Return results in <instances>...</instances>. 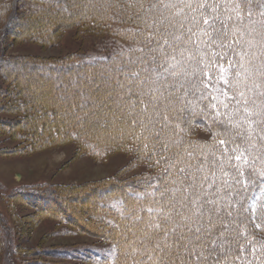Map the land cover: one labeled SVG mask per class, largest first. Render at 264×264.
Masks as SVG:
<instances>
[{"label": "rangeland", "instance_id": "1", "mask_svg": "<svg viewBox=\"0 0 264 264\" xmlns=\"http://www.w3.org/2000/svg\"><path fill=\"white\" fill-rule=\"evenodd\" d=\"M44 1L0 0V60L7 62L0 66V264H109L112 244L77 225L79 218L87 219L78 201L92 187L142 178L149 173L147 166L135 164L136 156L130 152L94 157L74 142L34 146L24 152L19 140L10 138L4 131L19 124L16 133L25 134L20 124L24 115L15 112L26 111L35 102L52 114L54 120L75 118L80 125L91 118L101 127L108 123L115 126L113 120L120 121L124 117L122 109L128 105L124 92L133 85L130 74L110 64L99 68L98 73L76 75L71 83L64 85L62 77L72 73L76 65L50 72L42 71L40 66L42 63L55 66L68 59L82 66L111 61L130 47L118 43L115 33L98 30L90 16L80 22L67 20L55 40L48 41V35L39 33L51 18L42 16L44 11L34 16L39 14ZM73 3L67 0L66 7L62 5L71 16L80 10ZM20 99L27 105L20 106ZM113 103L114 111L110 108ZM60 105L73 108V112L58 114ZM191 109L194 113L199 106L194 104ZM105 112L108 116L112 112L113 119ZM137 113V109L125 112L127 117ZM88 127V131L94 129L92 125ZM188 128L190 137L211 141L207 129L192 123ZM27 188L62 196L65 199L62 204L70 210L73 207L69 217L60 215L61 204H42L46 210L32 206V202L20 195ZM128 218L127 222L120 219L121 223L130 228L140 223L131 214ZM118 236H121L119 232Z\"/></svg>", "mask_w": 264, "mask_h": 264}, {"label": "snow or ice", "instance_id": "2", "mask_svg": "<svg viewBox=\"0 0 264 264\" xmlns=\"http://www.w3.org/2000/svg\"><path fill=\"white\" fill-rule=\"evenodd\" d=\"M158 3L166 14L161 11L160 17L147 24L151 33L146 42L155 40V47L149 51L159 53L160 59L151 58L156 64L152 76L142 79L139 72L131 74L138 90L128 88L126 103L130 112L139 108L146 116L150 107L156 112L162 100L177 92H180L177 99L190 91L199 92V99L206 101L201 111L220 127L213 138L222 137L219 143L226 147L218 157L212 151L215 157L212 161L205 156L195 172L189 163L195 158L190 152L187 159L177 157L175 163L163 152L154 153L159 157L157 164L164 159L178 173L190 176L191 183L166 189L172 193L166 198L167 203L157 202L158 207L148 209L156 216L150 218L147 227L163 234L151 249L156 255L150 254L148 258L152 264H230L231 249L226 248L230 242L225 237L231 225L237 223L236 217L247 218L245 213L251 209L252 222L257 218L264 221V205L257 217L255 206L245 204L246 199H251L247 196L250 189L255 192L259 188L264 193V0H158ZM153 10L159 11L156 3L148 12ZM164 126L157 129L151 117L129 122L134 141L141 137L158 138ZM256 140L261 142L259 148ZM147 147L145 144L144 148ZM162 147L167 150V144ZM206 164L211 165V179ZM216 170L222 174L219 185ZM180 183L184 185V177ZM205 183L214 192L208 193ZM176 192L180 193L179 198ZM220 192H227L223 208L218 206L219 198H211ZM176 216L180 217L178 222ZM205 216L207 224L202 223Z\"/></svg>", "mask_w": 264, "mask_h": 264}, {"label": "trees", "instance_id": "3", "mask_svg": "<svg viewBox=\"0 0 264 264\" xmlns=\"http://www.w3.org/2000/svg\"><path fill=\"white\" fill-rule=\"evenodd\" d=\"M72 1H74L73 4H77L80 7V10L74 16H71L68 12H64L62 8V5L66 7L67 0L44 1L43 7L38 11L39 14H34V16L41 15L42 13L40 14V11H44L42 16L45 14L51 19H48L43 24V30H37L38 32L41 31L39 34L43 32L48 35V41L52 39L54 41L60 29L63 28L62 24L64 22L74 19L80 22L83 21L85 17L90 16L95 21L98 30L115 33L117 35L115 40L130 48L114 58H111V61L109 60L101 63L93 62L88 63L86 66H82L79 63V65L72 64L71 62L73 59H68L55 66H48L42 63V66L38 65L42 71H57L61 68H72L76 65L72 73L67 74L66 77H62V80L64 78V85L71 83L72 77L76 75L92 74V72L98 73L99 68L107 67L110 64L118 66L117 68H120V70L130 75L133 72H139L142 79L153 75L152 70L156 68V64L152 63L151 58L156 56L157 60H159L160 54L149 51L150 48L155 47V40L149 44L146 42V37L151 33V29L147 27V24H151L154 18L160 17L161 11H164L166 14V10L163 9L162 4L158 3V0H139V2L138 0ZM154 3L157 4L159 11L153 10L152 12H148V9ZM91 4L95 7H90ZM141 48L144 49L143 52L139 50ZM6 64L7 62L0 60V66H5ZM24 66L27 68L28 64ZM33 66H35V64ZM117 79L119 80L120 77L117 76L116 80ZM130 81L132 82V79ZM80 84L82 85V82ZM129 86L135 87L134 85ZM90 90L91 89H88V91ZM127 92L128 89L124 92V96H128ZM199 95V92L190 91L187 95L177 99V97H180V92H177L175 96L166 100L168 103L163 104L165 101H161L156 112H153L150 107L146 116L141 114L140 109L137 108V115L135 114L131 115V117H127L125 112L130 110L128 108L129 106L126 105L122 109V113L124 112V119L122 118L118 122L113 120L115 126H111V124L108 123L103 127L99 126V123L91 118H88V122H85L86 124L80 125L77 124L75 118L66 119L60 117L54 120L51 118L52 114L50 115L49 112H45V108L40 109L35 102L36 104L28 105L26 111H20L18 109L15 112L16 114L24 115L22 117L24 120H22L20 124L25 134L20 135L16 133L15 130L19 131L20 129V125L17 122L18 125L16 128L13 125L12 127H8V130L4 132L10 138L19 140L24 152L32 149L34 146H52L58 143L65 144L74 142L78 145L80 144L84 151L93 154L94 157H100L106 154L112 155L120 151L134 154L136 156L135 164L142 163L146 165L149 173L142 176L140 179L131 180L130 182H113L104 186L90 188L84 194L83 199L78 201L80 207H84L82 211L87 219L79 218L77 225H80L85 231L107 240L112 244L113 256L110 258L109 264H134V261L139 262V264H152V261L149 260L148 257L150 254L153 256L156 255L152 253L151 249L163 234H157L155 230L147 227L150 218L156 216L155 212L150 213L148 209L158 207L157 202L160 204L167 203L166 198L170 197L172 193L170 191H165L166 189L174 190L191 183L190 176H186L184 173H178L176 167H172L170 164L165 163L164 159H161L160 163L157 164L156 161L159 157L154 153L163 152L164 156L169 161L175 163L177 157L187 159V153L190 152L195 157L189 161L192 165V171L195 172L196 167L204 162L205 156H207L208 161H212L215 157H213L211 152L216 151L218 157L226 147L219 143L222 137L213 138L214 132L219 131L220 127L213 124L211 118L201 111L206 101H200ZM8 100L9 99H7V101ZM15 104H17V102ZM194 104L199 106V110L195 109V112L192 113L191 108ZM25 105H27V102L21 101L20 99V106L24 107ZM57 108L58 114L66 111L73 112V108L68 106L60 105L57 106ZM110 108L112 111L115 110L114 103L110 105ZM105 113L107 114V112ZM108 117L113 119L112 112ZM147 117L152 118L157 129H160L163 125L166 126L163 127V131L158 138L149 136L147 139L141 137L134 141L129 128V122L133 119H147ZM164 117H167V120H165ZM190 123L207 129L212 135L211 141L206 142L198 140L193 136L190 137L188 128ZM90 125H92L94 129L88 131V128H90L88 126ZM177 125H179V127H177ZM63 131L66 132L62 133ZM139 132L140 129H137V135H139ZM237 141L239 142V137ZM255 143L257 148L261 146L259 140H256ZM145 144L148 145L146 149L144 148ZM164 144H167L166 151L162 147ZM253 151L255 152V149H253ZM233 163L236 162L233 161ZM256 163L258 167L261 166L259 160H257ZM205 170L208 171L211 179V165L206 164ZM229 171L231 170L229 169ZM197 175L199 176L201 173H197ZM216 176V184L219 185L221 183L220 177H222L219 170H216ZM181 177H184V185L180 183ZM224 179H228V177H224ZM27 189L29 190H21L20 195L32 202V206L43 209L42 206L45 204L47 205V203L61 204L62 208H58L60 215L69 217V211H71L73 207H71L70 210V207L63 205L62 203H64L65 199L62 196L53 194L51 191L44 192L33 190V188ZM205 189L208 193L214 192V189L209 188L207 183H205ZM161 193H163V195H161ZM176 196L179 198L180 193L176 192ZM247 196L251 199H246L245 204L254 205L256 216L259 217L262 214L261 206L264 205V193H262L259 188H257L255 192L250 189ZM257 197H259V199H257ZM211 198H219L218 206L223 208L226 204L227 192L217 193L211 196ZM233 200H235V197H233ZM66 202L68 203V200ZM177 207H179V205H177ZM206 207L211 206L206 205ZM183 211L188 212V209H184ZM233 212L235 216L236 208L233 209ZM128 214H131L132 219H137L138 217L140 223L131 228L128 224L127 227L125 223H121L120 219L122 218L125 219L126 222L129 220V218L127 219ZM245 217L247 218L236 217L237 223L231 225L225 237L226 240L230 242L226 244V248L231 249V254L229 256L230 264H264V221L257 218L255 222H252L251 209L248 213H245ZM225 219L229 218L225 217ZM175 220L178 222L180 217L176 216ZM161 222L168 224L167 221ZM202 223H208L207 216L203 218ZM257 224H260L261 227H256ZM168 226L171 227L172 225L168 224ZM216 231H220L219 226H217ZM118 232L121 236H118ZM129 234V237L125 236ZM142 234L148 237L144 238ZM241 248H243V251H241ZM236 257L239 258L237 259ZM104 260L105 257L103 256L102 261Z\"/></svg>", "mask_w": 264, "mask_h": 264}]
</instances>
